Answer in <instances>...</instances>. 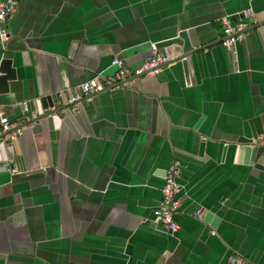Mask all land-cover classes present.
I'll list each match as a JSON object with an SVG mask.
<instances>
[{
    "label": "crops",
    "instance_id": "1",
    "mask_svg": "<svg viewBox=\"0 0 264 264\" xmlns=\"http://www.w3.org/2000/svg\"><path fill=\"white\" fill-rule=\"evenodd\" d=\"M16 1L0 43L17 71L0 95L13 127L23 105L56 94L70 105L82 83L114 73L113 58L136 69L154 43L179 40L191 65L188 80L176 62L69 106L49 155L22 130L20 174L0 150V264H264V172L237 153L264 117V0ZM248 8L256 24L232 53L221 21ZM176 161L169 233L152 213Z\"/></svg>",
    "mask_w": 264,
    "mask_h": 264
},
{
    "label": "water",
    "instance_id": "2",
    "mask_svg": "<svg viewBox=\"0 0 264 264\" xmlns=\"http://www.w3.org/2000/svg\"><path fill=\"white\" fill-rule=\"evenodd\" d=\"M262 24L264 25V23ZM8 37H9V33L7 39ZM1 42L2 41L0 40V43ZM181 43L182 42H179L178 40V42L166 41L162 43L160 46L155 43L153 45L159 53L165 55L167 58L171 60L169 65L176 62H181L186 75V80H188V71L191 65L190 64L191 61L189 58L190 53L182 49ZM151 46L152 45H150V51H151L150 56L153 54ZM234 49L229 51L233 53ZM4 52L5 51H2V56L0 57V95L6 94L9 91L10 83L17 80V71L15 66H13L12 58L4 56L3 54ZM116 58L121 59L124 65L126 66L122 58L119 57ZM143 61L141 62L139 67L142 65ZM99 75H101V72L98 74V76ZM127 84L128 83H125L124 85ZM82 100H87V98H85L81 94V100L77 102V107H78V103ZM69 106L72 105L71 104L63 105L61 94H56L55 96H45L36 100L34 103L23 105L24 108L23 123L21 125L12 127V129H10L8 132L0 135V150H3L5 156L8 159L12 160V167L10 169V172L11 170L15 169L16 173L14 174L21 173L19 172V168H22L21 160H20L19 138L16 137L14 139L5 140L4 137L18 130L20 131V135H21L23 132L22 130L29 129V131H31V133H33L34 135H40L42 137L43 142L45 143L47 154L49 155L51 143H55L57 141L58 139L57 137L59 136L60 131L63 129V126L66 124L67 120L70 119L71 111L69 110ZM252 126H253V130L250 133H248L247 136H243L239 138L237 141L238 144L237 153H238L239 163H243L245 165L252 164L255 169L264 172V117L254 118L252 120ZM175 163H178V161H176ZM180 169H181V165H180ZM22 173L26 175L29 172L22 171ZM203 221L205 223L210 224L211 228H214L218 222V219L214 218L211 212H207L204 215Z\"/></svg>",
    "mask_w": 264,
    "mask_h": 264
},
{
    "label": "built area",
    "instance_id": "3",
    "mask_svg": "<svg viewBox=\"0 0 264 264\" xmlns=\"http://www.w3.org/2000/svg\"><path fill=\"white\" fill-rule=\"evenodd\" d=\"M18 2L16 0H0V40L7 39L8 30L7 24L14 17L17 11ZM240 21L232 24L228 19H222V36L220 44L228 50H233L235 45L242 41L245 33L250 27L256 24L255 13L251 8H248L239 13ZM153 54L147 57L142 65L136 69L125 67L123 61L118 58H113L110 67L114 68V73L105 77L101 75L94 79L81 84L77 92L70 94L68 102L72 105L71 111L77 110V102L81 100V94L89 99L90 97L102 93L113 92L121 88L125 83L131 82L142 76H154L159 74L164 67L170 64L171 60L165 55L159 53L152 44ZM12 123L0 113V135L12 129ZM20 135V131H14L4 137V139H14ZM11 173H16V170H11ZM180 176V164L175 163L165 171L164 185L161 189V201L153 210L154 222L160 224L165 231L174 233L178 226L174 221V215L180 206L179 193L181 186L178 183ZM197 217H201V213H196ZM232 264H242L243 261L239 257L233 255L228 257Z\"/></svg>",
    "mask_w": 264,
    "mask_h": 264
}]
</instances>
